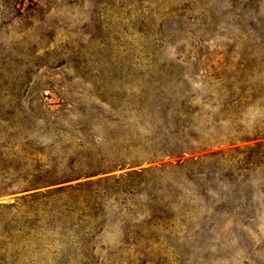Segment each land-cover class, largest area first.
<instances>
[{
	"label": "rangeland",
	"instance_id": "obj_1",
	"mask_svg": "<svg viewBox=\"0 0 264 264\" xmlns=\"http://www.w3.org/2000/svg\"><path fill=\"white\" fill-rule=\"evenodd\" d=\"M231 83L264 93V0H0V264H264V94Z\"/></svg>",
	"mask_w": 264,
	"mask_h": 264
},
{
	"label": "trees",
	"instance_id": "obj_2",
	"mask_svg": "<svg viewBox=\"0 0 264 264\" xmlns=\"http://www.w3.org/2000/svg\"><path fill=\"white\" fill-rule=\"evenodd\" d=\"M154 78V77H153ZM245 81H247L248 79L252 78V75H246L244 77H242ZM258 91H252L250 90V88H248L247 86H242L241 87V90H238L237 88L234 87V83H231L229 84V86H227V88L225 87H221V89H219V98L224 101V103L228 102V103H237V102H241V101H246L248 100L249 98H255V97H259V96H262L263 94H261L262 92H260V94L257 93ZM258 94V95H257ZM102 103L105 104V105H109L108 103L105 102V100H102ZM151 113V116H152V119H153V123H156V120L160 119V117H166L168 118V121H171L174 122L176 121V116L179 115L181 117H185V118H188L191 116V113L188 111V110H185V109H181V110H171V107L170 105H165V104H155L153 105L152 107H150V111ZM179 119V118H178ZM183 120V121H182ZM186 120L187 119H181V120H178L179 121H182L181 123L185 124L186 123ZM264 136V134H263ZM263 143H258V145H262ZM161 149V148H160ZM170 148H166V150H157L158 152H160V154L162 153V155H165V156H180L182 153L186 152L187 150H180V152L176 151V150H173V149H170ZM157 153V152H156ZM154 159H156V156L153 155V156H147L146 157V160L147 161H154ZM132 166L134 165H138L140 164V160H134L131 162ZM117 162L115 164H112L110 166H106V167H100L97 166V168H95L94 170H91L90 172L88 173H95V172H105V171H108V170H112L114 168L117 167ZM126 164L123 163L122 167H124ZM146 171V169H139V170H134V171H131V172H128L126 173V176H129L128 178H130L131 176H139V175H142L144 172ZM121 177H113L111 178L112 180H114L115 182H119V179ZM108 180L105 179V181ZM48 182H51V180H46L45 182H40V183H48ZM101 181L97 182L98 184H100ZM37 183L39 182H35L33 184H30V187L31 186H34V185H37ZM73 188L75 187H63V188H59V189H56L54 191H50L48 192L50 195L52 194H64L66 193L68 190H73ZM90 206V203L88 205H86V207ZM86 216L88 218H90V220H93V221H97L99 222V226H100V229L103 228L104 224H105V219H102L100 217V215L98 214H86ZM102 219V220H101ZM144 222V221H143ZM153 222V221H150V223ZM153 226H156V225H160V223H152ZM149 225V224H148ZM161 226H163V224H161ZM126 228V227H125ZM102 230V229H101ZM125 231H127V228L125 229ZM144 235L140 234L138 238H135V240L132 242L133 244L135 245H140L142 244L141 246L146 248L147 246H150L152 244V242L150 241V238L147 236L146 238V235L144 238ZM129 237H128V234L127 236L125 237V242L126 243H129ZM142 239V240H141ZM155 243L159 242L158 241H155ZM131 243V244H132Z\"/></svg>",
	"mask_w": 264,
	"mask_h": 264
}]
</instances>
